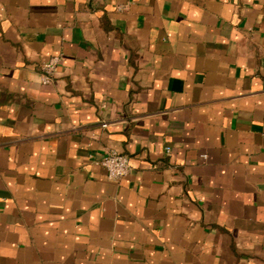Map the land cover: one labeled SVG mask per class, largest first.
Masks as SVG:
<instances>
[{"label":"crops","instance_id":"crops-1","mask_svg":"<svg viewBox=\"0 0 264 264\" xmlns=\"http://www.w3.org/2000/svg\"><path fill=\"white\" fill-rule=\"evenodd\" d=\"M0 264H264V0H0Z\"/></svg>","mask_w":264,"mask_h":264},{"label":"built area","instance_id":"built-area-1","mask_svg":"<svg viewBox=\"0 0 264 264\" xmlns=\"http://www.w3.org/2000/svg\"><path fill=\"white\" fill-rule=\"evenodd\" d=\"M61 60V55H54L43 64V84H50L53 81L56 70ZM103 126H107V124L104 123ZM167 151H170V147H167ZM202 156L206 157L205 154H203ZM101 165L106 169L108 178L114 181L128 176L132 170V163L129 156L121 153L116 149H109L105 152L101 159Z\"/></svg>","mask_w":264,"mask_h":264}]
</instances>
